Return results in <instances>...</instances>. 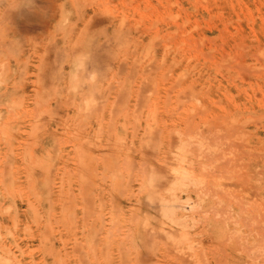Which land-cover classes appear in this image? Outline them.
<instances>
[{"label": "rangeland", "instance_id": "1", "mask_svg": "<svg viewBox=\"0 0 264 264\" xmlns=\"http://www.w3.org/2000/svg\"><path fill=\"white\" fill-rule=\"evenodd\" d=\"M1 73L0 264H264V0H0Z\"/></svg>", "mask_w": 264, "mask_h": 264}, {"label": "bare ground", "instance_id": "2", "mask_svg": "<svg viewBox=\"0 0 264 264\" xmlns=\"http://www.w3.org/2000/svg\"><path fill=\"white\" fill-rule=\"evenodd\" d=\"M22 1H23V0H22ZM63 15H64V14H63ZM65 17H66V16H65ZM61 26H62V24H61ZM12 42H13V41H12ZM16 42H17V41H16ZM1 45H2V44H1ZM16 45H17V44H16ZM5 51H6V50H5ZM14 51H15V50H14ZM14 51H13V52H14ZM1 52H2V51H1ZM6 55H7V54H6ZM77 57H78V56H77ZM9 58H10V57H9ZM79 58H80V57H79ZM75 62H76V61H75ZM1 63H2V62H1ZM3 63H4V62H3ZM27 64H28V63H27ZM79 67H80V66H79ZM76 68L78 69V65H77V67H75V71H77ZM12 69H13V68H12ZM12 69H11V70H12ZM75 71H74V72H75ZM2 72H3V71H2ZM22 73H23V72H22ZM3 74H4V73H3ZM1 75H2V73L0 74V76H1ZM13 76H14V75H13ZM2 77H4V76H2ZM39 79H40V78H38V80H39ZM4 80H5V79H4ZM4 80H3V81H4ZM38 80H37V82H40V81H41V80H39V81H38ZM0 81H2L1 78H0ZM5 81L7 82V80H5ZM6 82H5V83H6ZM74 82H75V81H74ZM34 83H35V82H34ZM2 84H3V82H2ZM36 84H37V83H36ZM5 85H6V84H5ZM14 86H15V85H14ZM18 86H19V84H18ZM19 87H20V86H19ZM36 88H37V87H36ZM41 88H42V87H41ZM37 89H38V88H37ZM0 90H1V89H0ZM17 90H18V89H17ZM2 91H3V90H2ZM2 91H1V92H2ZM3 92H5V90H4ZM36 92H37V90H36ZM8 93H9V92H8ZM4 94H5V93H4ZM5 95H6V94H5ZM3 96H4V95H3ZM19 100H20V99H19ZM11 101H12V100H11ZM15 101H16V100H15ZM11 103H12V102H11ZM7 105H8V104H7ZM7 105H6V106H7ZM17 105H18V104H17ZM4 106H5V105H4ZM8 106H9V105H8ZM13 109H15V108H13ZM7 110H8V109H7ZM20 110H21V109H20ZM20 110H19V111H20ZM10 111H11V110H10ZM1 112H2V111H1ZM5 114H6V113H5ZM21 114H22V113H21ZM7 115H8V114H7ZM12 115H14V114H12ZM16 115H17V113H16ZM7 117H8V116H7ZM13 117H14V116H13ZM15 117H16V116H15ZM20 117H21V116H20ZM7 119H8V118H7ZM0 120H1V119H0ZM7 123H8V122H7ZM9 123H10V122H9ZM3 124H4V123H3ZM217 128H218V127H217ZM218 129H220V128H218ZM3 130H4V129H3ZM187 131H188V130H187ZM3 132L5 133V131H3ZM6 132H7V129H6ZM207 132H208V131H207ZM4 135H6V134H4ZM4 135H3V136H4ZM221 135H222V134H221ZM1 136H2V135H1ZM6 136H7V135H6ZM227 136H229V135H227ZM5 138H6V137H5ZM225 141H226V140H225ZM221 142H222V141H221ZM229 145H231V144H229ZM225 150H226V149H225ZM201 151H202V150H201ZM223 152H224V151H223ZM221 153H222V152H221ZM219 154H220V153H219ZM219 159H220V158H219ZM227 161H228V160H227ZM213 162H214V161H213ZM222 163H223V162H222ZM227 163H228V162H227ZM175 174L177 175V173H175ZM178 174H180V173L178 172ZM180 175H181V174H180ZM180 175H179V176H180ZM183 175H184V174H183ZM183 175H182V176H183ZM184 176H185V175H184ZM184 176H183V177H184ZM185 177H186V176H185ZM229 177H230V176H229ZM182 180H183V179H182ZM229 180H230V179H229ZM237 180H238V179H237ZM196 183H197V182H196ZM183 184H184V183H183ZM175 189H177V187H176ZM173 190H174V189H173ZM236 198H237V197H236ZM174 199H175V198H174ZM172 200H173V199H172ZM172 200H171V201H172ZM178 200H179V199H178ZM175 201H176V199H175ZM259 201H260V200H259ZM173 202H174V200H173ZM189 202H190V201H189ZM169 203H170V202H169ZM171 204H172V202H171ZM177 204H178V203H177ZM177 204H176V205H177ZM167 206H168V205H167ZM171 207H172V206H171ZM172 208H173V207H172ZM191 208H192V207H191ZM242 210H243V209H242ZM169 212H170V210L168 211V213H169ZM229 213H230V212H229ZM249 217H250V216H249ZM170 218H171V217H170ZM170 218H169V219H170ZM175 220H176V219H175ZM178 220H179V219H178ZM180 220H181V219H180ZM247 220H248V219H247ZM263 220H264V219H263ZM176 238H177V237H176ZM177 239H178V238H177ZM181 239H182V238H181ZM175 242H176V241H175ZM245 242H246V241H245Z\"/></svg>", "mask_w": 264, "mask_h": 264}]
</instances>
